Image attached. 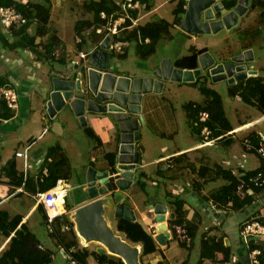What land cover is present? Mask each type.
I'll return each instance as SVG.
<instances>
[{
  "label": "crops",
  "instance_id": "obj_1",
  "mask_svg": "<svg viewBox=\"0 0 264 264\" xmlns=\"http://www.w3.org/2000/svg\"><path fill=\"white\" fill-rule=\"evenodd\" d=\"M65 1L68 0L54 1L53 4L58 7L62 5V3H65ZM82 1V17L73 20L72 32L68 35V40L62 37L58 29H50L47 25L43 24L39 25L38 20L29 28L31 34L35 35L36 33L40 49H45L50 38L52 39L54 36H57L58 41L64 43L65 55H63V58L66 59L65 62H59L58 59L57 61H53L37 56L29 49H7L0 44V100L5 102L2 89L7 85L15 88L20 98L18 109L15 110L10 108L13 111L12 117H2L0 108V212L7 213V223L11 222L13 219L21 218L17 229H19L22 224H25L38 240V245H43V249H51L49 243L51 242L57 245L60 252L61 245L56 243L51 232L47 229L46 211L37 196L38 192L45 191L39 188V182H42L49 174V171L47 175H43L42 172H40L39 176L36 177L40 161L42 160L44 167L49 168L50 163L54 162L55 158L51 156L47 157L48 152L56 146L62 148L65 155L68 157L70 173L68 178H61L59 180H63L69 193L70 191L74 192L73 196L75 199L73 206L70 205L68 201L66 206L65 204L64 206L68 210H74L78 206L91 200L87 193L80 188L86 181L88 168L93 167L98 171H111L113 169L112 166L116 163L115 157L119 154L122 139V131L119 123L110 112L86 110L85 118L87 123L83 125L81 124L82 122L79 116L76 115L68 104L58 110L54 116H51L47 111V103L50 99L51 92L54 90V78L75 79L80 72L82 73V86L85 88L88 97L95 98L99 102L105 103V101L99 100L91 91H88V87L86 86L87 75L85 73V65H90V56L88 55L87 58L83 59L80 55L82 52L87 53L92 49L101 48V37L94 31L95 26L89 24L81 34L78 33L76 29L77 22L82 20L90 22L93 19L92 10L85 11L84 8L87 9V4L95 0L85 3ZM112 1L118 0H111V2ZM157 1L158 0H147L145 2V8L135 12V17L137 19L136 23L133 25L130 23L129 25H131V27L126 30L131 31L134 26L151 22L157 18L165 19L159 16L158 9L166 1H172L175 2L174 9H172L174 17L172 26L185 34H190L177 26L180 23H175L176 15L174 10L181 0H164L160 4H157ZM23 2H27V0ZM227 2L228 1L223 0V3L229 7ZM252 3L253 0H249L248 7L251 6L252 10L248 12L243 21L239 18L238 24L229 30H235L237 33H244V30H247L249 26L258 25L261 27V24L258 23V18L263 7L257 6L253 8ZM53 4L52 11L54 8ZM185 8L187 9V2ZM166 21L169 22L168 20ZM241 21V26H239ZM0 28H2L1 24ZM170 28L169 34L161 37V39L172 36ZM225 29L227 28H223L218 32ZM3 32L6 33L4 30ZM195 36L196 35L193 37ZM116 38H118V36H116ZM120 40L127 42L126 46L120 53L113 51L109 53V67L106 68V71L113 72L119 76L133 78L145 76L150 69L159 66L160 61L158 57L155 56L156 49L152 55L148 57L142 56L150 43L149 37L143 38L140 32H138L132 40ZM192 48H190L189 52L185 55H182L184 54L183 52L175 53L173 55L176 56L175 60H173L172 54H166L161 57V59L163 61L170 58L174 66H177L175 62L189 55ZM131 49H133L134 58L128 60ZM206 51L211 54L208 49ZM234 54H239V52L233 53L232 55ZM52 55L56 57L62 56L57 47H55ZM220 56L221 55H218V61H221ZM139 57L145 58L146 61H139ZM213 57L217 59V57ZM260 63L264 64L263 60H261ZM130 65L135 67L128 70L127 68H130ZM79 66L82 68H79ZM199 66L198 60L197 67ZM254 70L256 74L252 76H262L258 72V69ZM166 85L167 83L161 92H148L143 94L141 113L132 114V118H139L141 123V125L139 124V139L135 142L136 149L140 152V160L135 170L138 176L137 180L132 183L128 190L122 192L123 200L128 202L129 216L133 220L139 221L147 231L153 234L157 241L158 251L142 255V245L140 243L131 242L126 238L124 233L119 232L124 236L123 239L130 242L133 246H138L140 250V264H158L160 261L164 264H182L185 261L178 259L179 252L176 251L172 243L177 239L170 226H167V229L164 231H158L156 229L158 220L156 218L155 206L157 204L166 206V223L169 225L172 215L171 201H173L175 197L183 198L185 200L184 210H186V218L199 225L198 233L201 230L204 232L214 227L216 231L215 235L224 233L226 244H233L234 247L237 248V243L239 242L238 230L240 226H238V229H235V227L239 221L241 222L245 217L247 218L249 214L255 212L264 214V200L256 198L255 195L258 192L255 193V191L251 194L254 198L252 205L240 211H234L227 207H218L212 200H206L209 192L217 188L214 184H216L219 179L223 178L215 177V174L209 176L208 174L210 172H206V169L205 173L202 175L199 171L202 166L214 168L215 164H219L225 169H231L238 178H241L242 171L254 170L260 167L261 157L255 151L250 136L253 133L258 134L261 138L260 143L264 145V133L259 129L250 130V127H254L257 123L264 120V114L262 113L260 117L254 120H239V123L234 125L227 115L223 100L226 115L233 129L221 135L215 142L201 145V139L198 138L190 127L189 122L188 127L185 122L181 121V116H178L176 112V104L172 102L173 99L171 96L173 86H168L167 92L171 94L167 95V92L165 93ZM233 99L242 101L235 97H233ZM66 107H68V111H63ZM86 127H90L94 131L100 138V143L96 139L91 138L86 131ZM81 131L83 134L85 132L87 136L83 138L81 136ZM191 136L195 139L198 138V142L190 144ZM240 140L242 144L239 143ZM31 141L28 159L29 167L25 175L23 173V157L17 156L16 152L23 151L25 146ZM220 146H224V148L228 149V151H225L227 156L221 157L222 154L218 150ZM241 149H243V152L239 153ZM234 150L236 152H234ZM252 153L257 155L259 162L254 168H247L246 165L249 159H252ZM110 157H113V161L115 162L114 165L110 162ZM240 158H243L241 163H239ZM238 163V167H233V164ZM12 164H15L16 169L24 175V178L27 176L34 177L36 186L29 183L19 185L12 184L11 176L7 177L5 174V170L12 168ZM236 168H238V170H236ZM183 171L185 172L183 173ZM187 171H190V174L187 173ZM139 181H141L142 184ZM195 182L200 183V189L195 187ZM205 183L210 185L207 192V185H205ZM37 211H39L40 216L36 214ZM104 211L103 216L109 224L110 220L108 216L106 217L105 207ZM69 217L74 221L73 214H70ZM204 222H207L208 226L202 228L201 224L204 225ZM40 224L43 225L42 228ZM221 224L222 227L220 226ZM16 230L11 231L9 235L0 230V256L9 248L13 236H16ZM75 232L81 247H86L92 251L97 250L101 245L98 241L86 242L84 238L79 236L77 231ZM197 236L193 240V248L189 251L188 260L190 264H195L191 260V256L194 249H197ZM90 244H95L93 247L94 249ZM105 253H108V251ZM108 254L110 255V253ZM88 261L90 264H97V260L93 255L88 258ZM203 264L213 263L211 260H205Z\"/></svg>",
  "mask_w": 264,
  "mask_h": 264
},
{
  "label": "trees",
  "instance_id": "obj_2",
  "mask_svg": "<svg viewBox=\"0 0 264 264\" xmlns=\"http://www.w3.org/2000/svg\"><path fill=\"white\" fill-rule=\"evenodd\" d=\"M234 1H228L227 5H233ZM0 6H14L18 11H20L26 18L27 22L22 26L17 28L9 29L3 32L0 28V44L7 49H29L37 56L47 58L49 60L59 62H65L66 59L63 58L65 55L64 43L58 41V37L54 36L48 41L45 49H40V45L37 42L36 33L31 34L29 28L33 23L38 20L39 25H47L49 23L52 11L51 0H44L42 3L33 2L27 0V2L18 0H0ZM186 2H179L178 6L174 10L176 15V22L180 23L183 15L186 12ZM263 7L261 11L258 23L260 26H249L244 30V33H262L264 28V0H253L252 7ZM87 8L92 10L93 19L92 21L82 20L76 23V29L78 33L87 27V25H93L95 27L100 26L106 22L105 19L101 17V12L106 11L107 14H111L113 7L111 0H95L87 5ZM135 15V13H134ZM130 20L127 21L129 25ZM172 26L165 19L157 18L151 22L145 24H139L134 26L131 31L125 30L121 32L116 39L132 40L136 33L140 32L143 38L149 37L150 43L147 50L142 54L143 57H148L155 52L156 45L161 37L169 34V28ZM56 42H59L55 44ZM57 47L60 50L62 56L56 57L52 53ZM249 46H244L248 48ZM207 49H196L192 48L191 53L186 55L175 63L181 68L194 69L198 66V55L205 52ZM193 83L199 88L200 92L205 96V101L203 104L194 101L187 102L184 104V108L187 113L188 122L190 127L196 133L199 139L203 142V136L201 135V129L203 125H207L211 130L212 138H218L224 135L226 132L233 129L229 118L226 115L222 95L210 87L207 81L200 80L197 78ZM229 93L235 97L242 100L243 102L254 105L261 113L264 114V77L263 76H250L247 79L231 83L229 88ZM5 100V99H4ZM1 101V100H0ZM0 102L1 115L5 118H10L13 115V111L7 106L6 101ZM200 111H208L210 118L206 121H200L199 125H195V122L199 120ZM87 133L91 138L96 139L99 143L100 138L94 133L90 127H86ZM222 138V137H221ZM250 140L256 151V148L261 145V138L258 134L253 133L250 136ZM230 143V142H228ZM54 157V162L49 165V174L44 178L42 182H39V188L43 190L49 189L55 185L59 179L68 178L70 173L68 157L65 155L64 151L60 146L53 147L49 152L47 157ZM111 156V155H109ZM261 157V165L257 169L242 171L241 179L233 173L231 169H225L219 164H215L214 168L208 166L200 167L199 171L202 174L206 172H212L215 177L223 178L226 182L219 187L211 190L206 200H212L217 204L218 207L231 208L234 211H240L246 207H250L254 201L253 195L248 194L246 189L252 186L255 193L264 191V188L253 185L250 182L249 177L254 175L258 170L264 171V157ZM110 162L114 165L113 157H110ZM11 183L12 184H23L29 183L35 185V179L32 176H27L20 173L15 164H12L11 168ZM241 181L245 182L242 187V191L245 192L243 197L240 192H238V185ZM141 184L142 182L139 181ZM195 187L200 189L199 182H195ZM36 186V185H35ZM185 200L181 197H175L171 201L172 215L170 218V223L172 225L182 224L187 229L192 238V243L187 246L188 249L193 248V240L197 236L199 225L193 221L186 218V210H184ZM4 217H3V216ZM7 213L0 212V230L6 234H10L11 231L17 229L21 218L13 219L11 222H6ZM258 219L264 224V214H259L258 212L249 214L247 218L240 222V228L238 230L239 242L238 248L234 247L233 244H226L225 234L214 235L206 237V233H203L200 239V251L199 260L195 264H203L205 260H211L213 264H231L234 257L236 256L237 264H245L248 261V252L254 247H260L262 253L260 255V264H264V239L259 243L251 241L250 247L247 248L243 242L241 236V230L246 220ZM73 225V223H72ZM118 231L125 234L126 238L133 243H140L142 245V255H147L158 251L157 241L153 234L145 229V227L137 220L129 219L126 217H119L117 221ZM53 239L56 243L64 246L68 250L74 249L73 255L78 260L80 264H90L88 258L93 255L97 260V264H125V262L120 258H115L110 256L108 253H99L97 250L90 251L86 247H81L78 240V236L75 229L72 227L70 230L63 229V223L57 222L54 232H51ZM39 242L36 237L30 232L25 224H22L19 229L16 230V236H13L9 248L0 256V264H49L52 261V250L51 249H41L39 248ZM181 245H185L180 242ZM234 248V249H233ZM238 249V250H237ZM238 252H237V251ZM236 252V253H235ZM158 264H164L160 261ZM182 264H190L189 260H185Z\"/></svg>",
  "mask_w": 264,
  "mask_h": 264
},
{
  "label": "water",
  "instance_id": "obj_3",
  "mask_svg": "<svg viewBox=\"0 0 264 264\" xmlns=\"http://www.w3.org/2000/svg\"><path fill=\"white\" fill-rule=\"evenodd\" d=\"M226 1H234V3L227 7L223 0H189L185 16L180 22L181 29L190 34H198L216 33L223 28L234 27L238 24L240 15L246 12L249 0ZM109 48L110 38L106 37L101 48L90 53V65H85L88 91L105 103L88 97L82 86L80 72L75 79L54 78V90L50 94L47 111L54 116L58 110L68 104L79 116L83 125L87 123L86 110L110 112L119 123L122 139L112 172L88 168L86 181L80 188L91 200L78 206L73 212V218L79 236L86 242L101 243L97 248L99 253L108 251L110 256L121 258L125 264H140L138 246H133L120 235L115 234L103 215L106 195L111 194L117 202L116 216L132 219L129 216L128 202L123 200L122 192L128 190L138 177L135 170L140 160V152L135 147V141L139 139L140 119L132 118V114L141 113L143 94L161 92L167 80L195 81L203 75V70L208 69L214 81L226 79L229 83H233L247 79L256 74V71L247 65L255 55L251 48H247L239 54L231 55L232 57L227 61H218L206 51L198 55L201 65L195 69L174 66L172 60L167 58L156 67L155 75L146 74L132 78L106 71L109 67ZM155 211L158 220L156 229L166 230V206L157 204Z\"/></svg>",
  "mask_w": 264,
  "mask_h": 264
},
{
  "label": "rangeland",
  "instance_id": "obj_4",
  "mask_svg": "<svg viewBox=\"0 0 264 264\" xmlns=\"http://www.w3.org/2000/svg\"><path fill=\"white\" fill-rule=\"evenodd\" d=\"M23 1H26V0H23ZM30 1L42 3L44 0H30ZM54 1H58V0H51L52 4L54 3ZM81 1L82 0H68V1H65V3H62V5L58 7L53 4L54 8L52 11V15L50 17V21L47 24V26L50 29H55V28L58 29L62 37L68 40V35L72 32L73 20L74 19L77 20L78 18L82 17L83 10L81 8L82 7ZM90 1L91 0H83L82 2L85 3V2H90ZM162 1L164 0H160V1L158 0L157 4H160ZM174 5H175V2L166 1L158 9L159 16L168 20L171 23V25L173 24V21H174V17L172 14V9H174ZM84 10L87 11L90 9L84 8ZM251 10H252L251 6L247 7L246 12L240 15V20L243 21L245 16ZM184 16L185 14L183 15V18ZM242 21L240 22L239 26H241ZM170 31L172 33L171 37H166V38L164 37L160 39L157 43V48H156L157 51L155 52V56L158 57L160 63L162 62L161 57H163L164 55L172 54L173 56L175 53H178V52H183L184 54L182 55H185L189 52V49L192 47H196L199 49L207 48L213 56L217 57V59L215 58L216 60H219L218 55H221L220 60L227 61L230 59V57H232L230 55H232L233 53H236V52L240 53L244 49L243 46H249V48L253 50L255 57L253 60L248 61L247 65L250 69H258V72L264 77V64L260 63L261 60H263L264 62V33L263 32L261 34L260 33L251 34L249 32L237 33L235 30L225 29L218 33H214V32L198 33V34H194L196 36L193 37L194 35L185 34L179 29L174 28V26H171ZM60 50L62 51L63 49H60ZM133 58H134L133 49H131L130 57L128 58V60L129 59L131 60ZM173 58L172 59L175 60L176 56H173ZM139 61L145 62L146 59L139 57ZM199 65H201L200 61H199ZM134 67L135 66L130 65V68H127V69L128 70L133 69ZM79 68H82V67L79 66ZM155 71H156V67L150 69L148 74L155 75ZM200 80L207 81V84H209V86L217 90L222 95L225 106H226L227 115L234 125L238 124L239 120H243V121L250 120V119L254 120L257 117L261 116L262 113L254 105L233 99V96L229 93V90H228L230 83L226 79L214 81L208 69V70H203V76L200 78ZM166 83L167 85L165 88V93L167 92L169 85L173 86L171 90V93H172L171 96L173 99L172 102L176 104V112L178 116L179 115L181 116V121L185 122L187 126L189 127L184 104L186 102H189L190 100H194V101H197L203 104L205 101V96L200 92V90L193 83V81L178 82V81H168L167 80ZM171 93L167 92V95ZM63 111H68V107H66V109H63ZM139 124L141 125V123ZM252 129H259L263 131L264 133V120H262L260 123H257L256 126L250 127V130ZM81 136L84 138V136H87V135L85 132L83 134L81 131ZM198 140H199L198 138L195 139L191 136L190 144L194 142H198ZM239 143L242 144L241 140L239 141ZM218 150L222 154L221 157L227 156V153H225V151H228L227 148H224V146H220ZM242 150L243 149H241L240 150L241 152L239 153H242L243 152ZM234 152L236 151L234 150ZM230 154H231V151H230ZM231 155H228V156H231ZM251 157L252 159H249L246 165L247 168H254L255 165H257L259 162L257 155H255L254 153L251 154ZM242 160L243 158H240L239 163H241ZM239 163L233 164V167H238ZM236 170H238V168H236ZM184 172L185 171H183V173ZM187 173L190 174V171H187ZM208 175L212 176L213 173L210 172ZM223 183H225V180L219 179L218 182L214 184V186L218 187ZM205 185H207L206 186V192H207L210 185L207 183H205ZM73 195H74V192L70 191V193L66 197V203L68 201V203L72 206L74 205V201H75ZM255 196L256 198L264 200V191L258 192ZM116 206H117V202L114 201V196L111 194L106 195V201L104 202V207L106 210V217L108 216L110 220V223H109L110 227L114 230L115 234H120V236L124 238V236L117 229L118 217L115 214ZM36 214L40 216L39 211H37ZM207 224H208L207 222H204V225L201 224L202 228L208 226ZM40 225L42 228L43 225L42 224ZM220 226L222 227V224ZM238 226H240V221L236 225L235 229H238ZM214 229L215 228L212 227L210 229L205 230L204 232H211V231L215 232ZM202 232L203 231L201 230L198 233V236L196 239L197 249H194V251L192 252L191 260L194 263H196L199 260L200 237H201ZM49 243H50L51 249L53 250L54 264H67V259L63 257L57 245L51 242ZM172 243L176 251L179 252L178 253L179 260L189 259L190 250L188 249L186 245H181L178 240H175ZM94 246L95 244L92 245V248Z\"/></svg>",
  "mask_w": 264,
  "mask_h": 264
},
{
  "label": "built area",
  "instance_id": "obj_5",
  "mask_svg": "<svg viewBox=\"0 0 264 264\" xmlns=\"http://www.w3.org/2000/svg\"><path fill=\"white\" fill-rule=\"evenodd\" d=\"M147 0H118L112 1L113 10L111 14H107L106 11L101 12V17L106 20V22L100 26L94 27V31L98 34L100 38V43L106 38H110V50L116 53H120L123 51V48L126 46L125 41L120 39H116V36L126 29H129L131 25L127 24V21L130 20L132 25L136 23V17L134 13L136 11H141L145 8V2ZM179 1V0H178ZM182 1V0H181ZM188 3L189 0H183ZM27 22V18L18 11L14 6H0V24L4 31H8L12 28H17L22 26ZM178 27L181 28V25L178 24ZM94 49L90 50L87 53L82 52L81 57L83 59L87 58V56ZM2 95L6 101V104L11 109H18L19 107V93L18 91L7 85L2 89ZM241 99V97H239ZM210 118V114L208 111H200L199 120L195 122V125H199L200 121H206ZM212 130L207 126L203 125L201 129V135L203 136V142L201 145L211 144L215 142L218 138H212L211 136ZM31 142H29L23 151H17L16 155L23 157L24 160V174L27 172L29 167V154L31 148ZM256 152L259 156L264 157V145L261 144L256 148ZM42 160L40 161L39 169L37 170L36 177L39 176V173L42 172L43 175H47L49 168L44 167L42 164ZM5 174L7 177H10L11 168L5 170ZM26 175V174H25ZM241 179V178H240ZM249 180L253 185L264 188V171L258 170L254 175L249 177ZM245 185L244 181L238 185V192L245 196V192L242 191V187ZM248 194H252L254 189L252 186H249L246 189ZM68 195V189L65 187V183L63 180H59V182L42 192H38L37 196L41 204L43 205L46 211V226L50 232H54L55 226L57 222L63 223L64 230H70L72 228L71 222L68 220L70 215V211L66 209L64 204L66 203V197ZM70 218V217H69ZM174 236L177 238L179 242H183L186 246H190L192 243V238L188 232V229L182 224L172 225L169 222ZM216 232V231H215ZM215 232H205L206 237L214 236ZM241 236L244 244L247 248L250 247L251 241L253 240L255 243H259L264 239V224L258 219L246 220L241 230ZM43 249V245L39 246ZM74 249L68 250L64 246L61 245V252L65 259H67V264H80L78 260L73 255ZM262 250L260 247H254L248 252V261L245 264H260V255ZM237 257L235 256L231 264H237ZM49 264H54L52 261ZM244 264V263H243Z\"/></svg>",
  "mask_w": 264,
  "mask_h": 264
},
{
  "label": "clouds",
  "instance_id": "obj_6",
  "mask_svg": "<svg viewBox=\"0 0 264 264\" xmlns=\"http://www.w3.org/2000/svg\"><path fill=\"white\" fill-rule=\"evenodd\" d=\"M104 41V40H103ZM102 41V42H103ZM111 43V42H110ZM102 44V43H101ZM95 50V49H94ZM111 52V50L109 49V53ZM91 53V52H90ZM89 56H90V54H89ZM184 69H190V68H184ZM195 69V68H194ZM203 75H201V76H199L200 78L202 77ZM252 76V75H251ZM250 77V76H249ZM234 83V82H233ZM136 142V141H135ZM135 147H136V145H135ZM65 206H66V203H65ZM67 209V208H66ZM68 210V209H67ZM75 210V209H74ZM74 210H69L70 211V214H73V212H74ZM68 220L71 222V225H72V223H73V225H72V227L75 229V231H76V228H75V222L73 221V220H71V218H69L68 217Z\"/></svg>",
  "mask_w": 264,
  "mask_h": 264
}]
</instances>
